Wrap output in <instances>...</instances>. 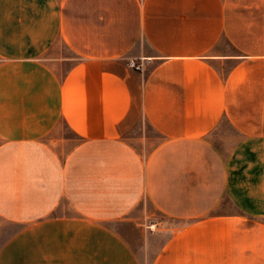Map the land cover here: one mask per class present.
<instances>
[{"label": "crops", "instance_id": "1", "mask_svg": "<svg viewBox=\"0 0 264 264\" xmlns=\"http://www.w3.org/2000/svg\"><path fill=\"white\" fill-rule=\"evenodd\" d=\"M0 264H264V0H0Z\"/></svg>", "mask_w": 264, "mask_h": 264}, {"label": "rangeland", "instance_id": "2", "mask_svg": "<svg viewBox=\"0 0 264 264\" xmlns=\"http://www.w3.org/2000/svg\"><path fill=\"white\" fill-rule=\"evenodd\" d=\"M225 130H227V132H230V126L225 125ZM146 134V135H152L153 137H155L157 135V133L155 132V130L152 128V126L147 122L142 120L141 123H139V125H137V128L135 130V134ZM143 207L146 208V210L148 211L149 215L152 216L153 218H160L161 214L156 210V208L154 207V205L150 202V200H145V202L143 203ZM152 220V219H151ZM150 224H152V222H150ZM151 228H153L151 226ZM149 230H153V229H149ZM154 245H159V242L156 241L154 243Z\"/></svg>", "mask_w": 264, "mask_h": 264}, {"label": "built area", "instance_id": "3", "mask_svg": "<svg viewBox=\"0 0 264 264\" xmlns=\"http://www.w3.org/2000/svg\"><path fill=\"white\" fill-rule=\"evenodd\" d=\"M131 65H132L133 67H136L137 69H139V66H138V65H136V63H135V62H131Z\"/></svg>", "mask_w": 264, "mask_h": 264}]
</instances>
